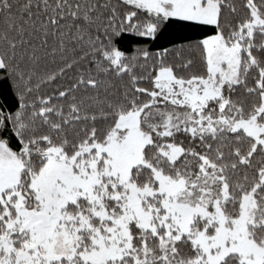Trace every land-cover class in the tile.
Wrapping results in <instances>:
<instances>
[{"label":"snow or ice","instance_id":"6c2138e0","mask_svg":"<svg viewBox=\"0 0 264 264\" xmlns=\"http://www.w3.org/2000/svg\"><path fill=\"white\" fill-rule=\"evenodd\" d=\"M0 264H264V0H0Z\"/></svg>","mask_w":264,"mask_h":264}]
</instances>
